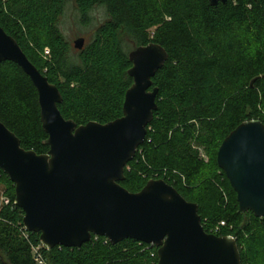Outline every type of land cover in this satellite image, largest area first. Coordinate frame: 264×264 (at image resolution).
<instances>
[{
  "label": "trees",
  "instance_id": "1",
  "mask_svg": "<svg viewBox=\"0 0 264 264\" xmlns=\"http://www.w3.org/2000/svg\"><path fill=\"white\" fill-rule=\"evenodd\" d=\"M68 1L0 0L1 27L59 89L63 117L78 126L121 118L133 85L125 39L133 50L162 46L169 59L153 78L157 110L121 185L138 193L150 180H164L199 206L207 233L219 226V236L236 239L242 264H264V218L240 211L217 164L237 127L264 124V0H72L85 24L95 8L107 13L76 57L60 29ZM0 120L24 149L48 153L38 91L12 62L0 64ZM0 183L8 202L0 208V264H158L155 246L132 239L44 248L40 235L25 229L15 187L1 169Z\"/></svg>",
  "mask_w": 264,
  "mask_h": 264
},
{
  "label": "water",
  "instance_id": "2",
  "mask_svg": "<svg viewBox=\"0 0 264 264\" xmlns=\"http://www.w3.org/2000/svg\"><path fill=\"white\" fill-rule=\"evenodd\" d=\"M212 6L228 0H209ZM84 39L75 41L82 50ZM167 51L150 43L129 54L133 85L125 94L123 116L107 124L78 126L58 106L59 89L28 59L0 25V64L18 65L35 85L46 154L22 147L0 120V169L15 187V205L28 232L41 245L80 248L92 237L112 245L132 239L155 246L158 264H242L236 239L205 231L199 206L164 180H150L138 193L125 189V168L143 145L157 110L156 73ZM218 167L237 194L240 211L264 218V124L250 120L221 144Z\"/></svg>",
  "mask_w": 264,
  "mask_h": 264
},
{
  "label": "rangeland",
  "instance_id": "3",
  "mask_svg": "<svg viewBox=\"0 0 264 264\" xmlns=\"http://www.w3.org/2000/svg\"><path fill=\"white\" fill-rule=\"evenodd\" d=\"M107 20V13L104 8L97 7L88 16L87 23H84L81 14L76 10L72 0H69L65 13L60 20V29L71 46L73 56H77L75 41L84 39L85 42L93 40L98 27ZM124 49L129 53L133 45L129 38L125 39ZM6 187L0 183V208L6 203Z\"/></svg>",
  "mask_w": 264,
  "mask_h": 264
},
{
  "label": "built area",
  "instance_id": "4",
  "mask_svg": "<svg viewBox=\"0 0 264 264\" xmlns=\"http://www.w3.org/2000/svg\"><path fill=\"white\" fill-rule=\"evenodd\" d=\"M6 203H8V202L6 201ZM25 229H26V228H25ZM221 232H222V230L220 229L219 226H217V227L211 229L209 234H213V235L219 236V234H220ZM231 237H232V236H231ZM233 238H234V237H233ZM37 261L39 262V264H43L42 261H41V259H38Z\"/></svg>",
  "mask_w": 264,
  "mask_h": 264
}]
</instances>
